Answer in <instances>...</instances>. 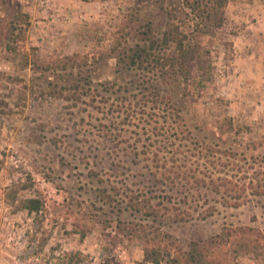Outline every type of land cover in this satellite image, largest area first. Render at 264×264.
<instances>
[{
  "label": "rangeland",
  "instance_id": "1",
  "mask_svg": "<svg viewBox=\"0 0 264 264\" xmlns=\"http://www.w3.org/2000/svg\"><path fill=\"white\" fill-rule=\"evenodd\" d=\"M181 1L0 0V264H153L141 252L152 236L150 244L160 242L175 257L159 264H196L187 260L193 244L215 235L224 242L206 245V258L264 264L263 197L248 194L243 204L222 206L204 185L209 171L225 176L214 171L221 170L218 161L207 166L206 148L256 141L260 145L245 154L264 153V0H227L221 24L199 38L209 50L210 78L200 82L192 70L183 91L167 86L162 92L171 101L183 92L178 104L192 139L169 118L161 124V106L150 102L146 88L141 95L134 87L136 71L118 69L122 48L138 42L146 25L163 29L165 11ZM116 41L120 45L110 49ZM73 53L87 60L102 55L91 84L126 87L124 114L136 117L106 131L100 124L109 113L64 99L63 86L82 82L67 74H81L82 67L60 69L59 63L44 71L35 65ZM119 95H111L112 109L120 106ZM144 100L141 113L134 103ZM146 136L159 147L162 176L139 154ZM19 184L28 186L17 197H36L38 211L4 201L5 189ZM141 195L148 198V215L129 207L141 206ZM78 230L85 231L82 238ZM251 236L259 242L256 255L242 245Z\"/></svg>",
  "mask_w": 264,
  "mask_h": 264
},
{
  "label": "trees",
  "instance_id": "2",
  "mask_svg": "<svg viewBox=\"0 0 264 264\" xmlns=\"http://www.w3.org/2000/svg\"><path fill=\"white\" fill-rule=\"evenodd\" d=\"M226 3L227 0H182L178 6L165 11L166 23L163 29L151 28L149 25H146L145 30L141 31V38L138 42H134L132 47L127 46L122 48L118 56L117 63L121 66V68H118L119 72L128 70L137 72L138 81L135 82L134 87L137 91H140V94L141 88H146L149 91L148 95L153 96L150 102L155 106L156 104L161 106L160 111L162 114L158 116L161 119V124L164 125L163 123H166L168 118L171 119L169 125L176 130L178 129L180 133H183L185 136L183 138L192 139L189 138L190 131L185 126L180 114V104H178L183 92L179 96L176 95V98L172 101L169 96L164 95L162 92L168 90L167 86L170 87L172 92L183 91L184 84L189 81L192 70L198 74L200 82L207 81L210 78L209 50L205 46H201L199 38L210 34L214 28H217L221 24L223 20V8ZM118 45L120 44L116 41L110 49L114 50ZM101 58L102 55L99 54L97 57L87 60L85 55L80 56L73 53L59 59L38 61L39 63L37 62L35 65L43 67L41 69L44 71L59 67V63L60 69L82 67L81 74L75 72L67 74L70 79H75L72 76L73 74L81 77L82 82L76 80L70 85L63 86L61 89L64 91V99L88 103L96 112L102 113L104 111V113H109L108 118L104 117V119H107V124H100L107 131L112 125L114 129L115 123L125 124L130 122V119H133L132 117L136 116L133 114L134 111L129 112L130 114L126 111L127 113L124 114V110L130 108V99L127 98L128 96H124L125 94L123 95L127 91L126 87L109 80L96 81L94 84H91L92 79H90V75L98 71V66L94 67L93 65H97ZM147 74L150 75L147 76ZM147 83H149L148 86ZM59 93L61 92L59 91ZM117 94L119 95V99H115L119 101L120 106L116 104L114 109H112V102H110L111 95L118 97ZM133 97L134 95L132 94L130 98ZM86 99L87 102H85ZM147 102V100H144L142 104L141 102H139L140 104L138 102L134 103L137 107L135 109L143 113L141 105H147ZM119 111H121L122 117L119 116ZM117 117L121 119L118 121L116 120ZM138 119L141 121V118ZM157 123L158 121L156 120L149 127L152 135L154 133L157 134L155 132L159 128L157 127ZM176 134H178L177 131L172 133L175 137ZM154 140L157 141L156 138ZM257 143L256 141H251L243 145L238 144L242 149H239V146L232 149L227 147L221 150L206 148L209 151L207 156L210 159L207 166L209 165L213 169L216 161H218L220 164L217 162V165H219L221 170L217 169L214 171L216 173H223L225 176L213 177L214 172L209 171L207 176L209 178L207 179L208 183H204V185H209L205 186V188L209 192L218 195V199H220L219 203L222 206L236 207L243 204L248 194L262 196L264 199V153L246 155L244 152L245 150H255L256 146L260 145ZM141 147L142 149L139 154L143 155L142 159L146 161L150 160L155 173L162 176L164 174L163 165H158V161L155 159L157 156L155 150L157 149L158 151L159 147L155 149L153 141L148 136H146L145 142H141ZM150 147L154 149L150 150ZM214 153H217L216 155L218 156H213ZM221 159L223 162L220 161ZM202 168L207 172V167L203 166ZM235 173L239 176L234 180L226 177L227 174H230V177ZM198 182L200 181L196 180V183ZM27 186L28 184H19V186L13 185L7 187L4 192V201L9 205H14V208L38 211L41 205L39 199L36 197H17L18 191ZM112 190L116 193L114 188ZM99 195L101 197H108L103 188L99 189ZM141 197V206L138 203H131L129 207L134 211L141 209V212L145 213L144 215H148L147 209L150 208L148 198L145 199L143 195ZM247 230L250 231V229ZM78 233L80 238L85 235L84 230H78ZM155 237H147L142 243V260L153 264H159L161 260L165 262L172 261L170 258L175 257L172 256L164 245H161L160 242H152L150 244L149 239L152 240ZM257 241L256 236H251L250 239L244 240L242 245L245 250L253 251V255H256L254 250L259 247V242ZM223 242L224 240L219 235H215L210 238L208 243L193 244V250L188 254L190 259L187 260H191L196 264H225L219 258H206L207 252L205 250L206 245H218Z\"/></svg>",
  "mask_w": 264,
  "mask_h": 264
}]
</instances>
